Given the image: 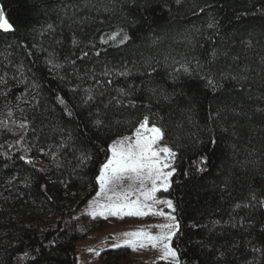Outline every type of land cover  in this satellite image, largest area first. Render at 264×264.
<instances>
[{
  "label": "trees",
  "instance_id": "1",
  "mask_svg": "<svg viewBox=\"0 0 264 264\" xmlns=\"http://www.w3.org/2000/svg\"><path fill=\"white\" fill-rule=\"evenodd\" d=\"M0 8L19 28L0 36V264H76V243L94 228L79 209L97 192L109 143L145 116L177 153L164 193L176 206L172 246L182 264H264L252 251L264 250V208H235L264 198L256 111L264 0H0ZM121 29L126 44L102 42ZM50 54L59 67L46 63ZM181 64L190 74L174 71Z\"/></svg>",
  "mask_w": 264,
  "mask_h": 264
},
{
  "label": "snow or ice",
  "instance_id": "2",
  "mask_svg": "<svg viewBox=\"0 0 264 264\" xmlns=\"http://www.w3.org/2000/svg\"><path fill=\"white\" fill-rule=\"evenodd\" d=\"M179 2V0H177ZM209 28L213 25L209 24ZM49 29H53V25H48ZM54 30V29H53ZM19 32V28L6 16L3 8H0V36L5 37L8 35H16ZM123 45L126 44L131 37L123 30L111 33L107 40L102 38V42L108 40L116 41ZM77 41L74 39L73 44ZM251 46V45H249ZM87 56V53H84ZM99 55V53H97ZM215 58V53H213ZM46 63L53 67H59L54 63V57L50 54ZM176 63H179L178 61ZM264 63V59H262ZM177 73L183 72L190 74V68L184 64H181L180 68L174 69ZM104 75H109L108 71L104 72ZM120 76H128L130 72L128 70L119 72ZM224 76V74H221ZM225 79H232L237 83L241 81H247L249 77L247 75H231L230 77L224 76ZM99 83V81H97ZM106 83L111 84L112 81L108 80ZM209 86L216 87L215 80L208 79ZM129 86L128 89L120 88L118 92L121 96H128L131 94ZM103 95V93H101ZM94 97L89 95L88 99L92 100ZM167 99V97H164ZM251 99V97H249ZM117 103H121L117 99ZM134 107L135 105L132 104ZM107 107V105H105ZM234 114L241 115L242 112H238L236 109L232 110ZM256 111L264 113V108H257ZM71 115V113H69ZM95 123L100 126L102 121L97 119ZM23 127V125H21ZM235 127V126H233ZM226 130V129H225ZM165 137V130L161 126H157L156 123H152L149 126V117L145 116L139 123L135 132L131 136H124L119 140L114 141L108 151L111 153L107 156L106 160L101 163L99 168V174L96 176V181L99 185V192L97 196H103L104 203L99 201H92L89 204L91 209L88 212L92 218L97 216L106 217L111 216H136L144 217L146 215L161 216L168 222L158 224L155 227L160 231L153 235L147 231H136L124 233L128 239L124 240L123 245L115 244L113 247L119 248L122 246L131 247L133 250L137 248H145L151 246L152 249H158L160 252L159 259L168 262V264H182L180 254L177 248L172 246L173 239L178 236L180 230V223L177 220L176 215L172 213L176 212V206L171 199H158L156 194L158 192H169L172 184L171 178L176 173V168L173 167L177 153L172 150L171 147H160V142ZM217 140L210 138L205 147L215 148ZM90 159L88 155H84L82 162ZM207 157H201L200 163H206ZM196 171L203 172L205 168L197 167ZM188 173H185L187 175ZM124 181H129L128 188L123 191H116L117 186H122ZM150 185V187H149ZM139 193L136 199H131L132 195ZM111 193V194H109ZM142 197V199H141ZM151 201V203H148ZM157 205H165L171 210L170 213H165L163 210H157ZM264 208V198L257 200L255 194L250 197L249 204L237 203L235 208ZM215 224H219L220 221H215ZM231 223V220L229 221ZM240 226H243V218L238 222ZM232 227H236L237 224H231ZM249 227L252 226L250 223ZM197 227V225H193ZM261 231H264V225H261ZM253 252L264 254V250L258 247L252 248ZM220 256L223 257L224 253L221 252Z\"/></svg>",
  "mask_w": 264,
  "mask_h": 264
},
{
  "label": "rangeland",
  "instance_id": "3",
  "mask_svg": "<svg viewBox=\"0 0 264 264\" xmlns=\"http://www.w3.org/2000/svg\"><path fill=\"white\" fill-rule=\"evenodd\" d=\"M132 134L124 136H131ZM124 136L111 139L109 146L114 141L119 140ZM159 146L163 147L168 145L161 141ZM110 154L111 153L109 152V155ZM129 183V181H124L122 186L116 187V191L119 192L127 189ZM97 192H99V185ZM97 192L80 207L79 212L88 213L91 210L89 204L94 200L99 201L100 203L105 202L103 196H97ZM137 195H139L138 192L132 195L131 199H136ZM156 196L158 199H169L163 191L158 192ZM148 203H151V201ZM156 209L163 210L165 213L171 212V210L165 205H157ZM172 214L174 215V213ZM92 220L94 228L76 243V264H168V262L159 259V250L152 249L151 246L137 248L136 250L126 246L119 248L113 247L115 244L123 245L124 240L128 239L124 233L143 230L150 232L153 235L157 234L160 229L155 226L168 222L164 217L153 216L151 214L144 217L123 216L122 218L119 216L107 215L106 217L97 216ZM110 251L119 252L118 255H110L108 254Z\"/></svg>",
  "mask_w": 264,
  "mask_h": 264
}]
</instances>
